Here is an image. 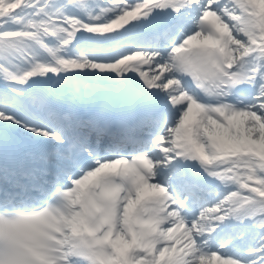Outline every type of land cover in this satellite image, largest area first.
Instances as JSON below:
<instances>
[{
    "label": "snow or ice",
    "instance_id": "obj_1",
    "mask_svg": "<svg viewBox=\"0 0 264 264\" xmlns=\"http://www.w3.org/2000/svg\"><path fill=\"white\" fill-rule=\"evenodd\" d=\"M0 264H264V0H0Z\"/></svg>",
    "mask_w": 264,
    "mask_h": 264
},
{
    "label": "bare ground",
    "instance_id": "obj_2",
    "mask_svg": "<svg viewBox=\"0 0 264 264\" xmlns=\"http://www.w3.org/2000/svg\"><path fill=\"white\" fill-rule=\"evenodd\" d=\"M94 94H96V93H95V90H89V91H87V92L85 93V97H88V96H91V95H94Z\"/></svg>",
    "mask_w": 264,
    "mask_h": 264
}]
</instances>
